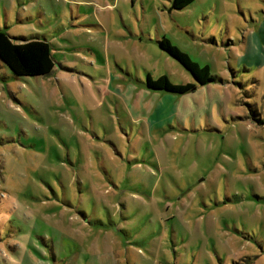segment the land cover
Masks as SVG:
<instances>
[{"label":"rangeland","instance_id":"374dc122","mask_svg":"<svg viewBox=\"0 0 264 264\" xmlns=\"http://www.w3.org/2000/svg\"><path fill=\"white\" fill-rule=\"evenodd\" d=\"M0 2L54 63L0 61V264H264V0ZM162 37L218 80L145 96L194 81Z\"/></svg>","mask_w":264,"mask_h":264},{"label":"trees","instance_id":"16d2710c","mask_svg":"<svg viewBox=\"0 0 264 264\" xmlns=\"http://www.w3.org/2000/svg\"><path fill=\"white\" fill-rule=\"evenodd\" d=\"M192 1L172 0V9H182ZM158 46L160 50L178 62L198 85L204 86L218 80L211 75L207 66H199L196 62H193L187 54L173 46L165 37L158 41ZM0 61L16 77L46 76L54 68L52 48L48 41L27 39L23 36L12 37L8 35L6 28L0 29ZM144 85L150 91H163L174 95H184L194 88L191 83L172 84L165 75H161L156 79H152L147 75Z\"/></svg>","mask_w":264,"mask_h":264},{"label":"crops","instance_id":"0c3cea01","mask_svg":"<svg viewBox=\"0 0 264 264\" xmlns=\"http://www.w3.org/2000/svg\"><path fill=\"white\" fill-rule=\"evenodd\" d=\"M22 1V0H21ZM19 0V2H21ZM80 3H83V1H80ZM0 5L1 2H0ZM3 8V18H4V28H6V32L8 33V35L12 36V37H15L17 35H19L22 31H24L28 26L31 27L32 25V21L34 20L35 16H34V10H35V5L34 6H31L29 10H26V9H22V6L19 5V9L17 8V12H16V18H15V23H12L10 20H9V16L11 14V11L9 13V11L7 12V10L5 8H8L6 5H3L2 6ZM38 15L40 17V21L43 22V20H45L46 18V15L45 13L41 10V8L39 7L38 9ZM12 20V19H11ZM13 24L15 25V29H13ZM18 26V27H17ZM3 28V29H4ZM258 34H259V38H256V42L255 43H249L246 47V50H243V56H242V59L243 57L246 55V56H252L253 60L259 64L260 66H263L264 65V47L262 49V58L261 59H257L256 58V54L260 51V42L261 40H263L262 38V35L264 37V29L262 27H259L258 28ZM257 41H260V42H257ZM198 64V63H197ZM199 65V64H198ZM200 66V65H199ZM202 66H207L209 71L212 73L210 67L208 65H202ZM191 84H194L195 86L198 85L195 81H193V83ZM202 88H206V87H211L210 84L208 85H204V86H201V85H198ZM142 92H144V90H142ZM153 92V91H151ZM145 96H147V94H149V90L145 88ZM187 94V93H186ZM184 94V95H186ZM174 95V94H173ZM182 95V96H184ZM139 97V95H138ZM137 97V98H138ZM130 98H131V94H130ZM157 113V111H156ZM147 115V114H146ZM151 116V115H150ZM150 116H148L150 118ZM146 119V118H145ZM148 122V120H145V122Z\"/></svg>","mask_w":264,"mask_h":264}]
</instances>
